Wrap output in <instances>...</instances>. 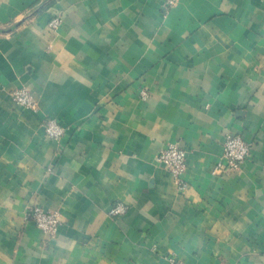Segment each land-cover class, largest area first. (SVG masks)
Instances as JSON below:
<instances>
[{"label": "crops", "instance_id": "0c3cea01", "mask_svg": "<svg viewBox=\"0 0 264 264\" xmlns=\"http://www.w3.org/2000/svg\"><path fill=\"white\" fill-rule=\"evenodd\" d=\"M230 133L251 155L215 172ZM170 143L186 189L158 160ZM171 257L264 264V0H0V264Z\"/></svg>", "mask_w": 264, "mask_h": 264}, {"label": "built area", "instance_id": "2783aa9c", "mask_svg": "<svg viewBox=\"0 0 264 264\" xmlns=\"http://www.w3.org/2000/svg\"><path fill=\"white\" fill-rule=\"evenodd\" d=\"M177 0H166L167 3H174ZM61 19L56 17L50 21L52 28L60 25ZM13 101L20 106L34 108L36 100L33 94L27 88H19L12 91ZM144 99L147 98L148 92L142 91ZM48 136L54 140H60L66 132V129L57 120L50 119L46 124ZM225 161L216 164L215 172H226L228 170L239 168L244 164L251 155L252 144L240 134H227L223 143ZM158 160L164 164L174 180L179 184L181 189H186V183L183 181V174L187 167L186 150L176 143L168 144L158 155ZM127 207L118 203L112 208L113 214H124ZM27 218L33 221L36 226L54 237L58 233L61 224L59 215L56 211L48 210L43 206H35L27 214ZM173 264H185L183 261L174 257L170 258Z\"/></svg>", "mask_w": 264, "mask_h": 264}]
</instances>
